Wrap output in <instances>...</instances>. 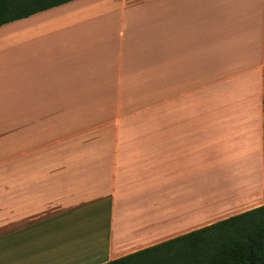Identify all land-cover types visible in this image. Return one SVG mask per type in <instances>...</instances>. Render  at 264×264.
<instances>
[{
  "label": "crops",
  "instance_id": "0c3cea01",
  "mask_svg": "<svg viewBox=\"0 0 264 264\" xmlns=\"http://www.w3.org/2000/svg\"><path fill=\"white\" fill-rule=\"evenodd\" d=\"M263 99L264 0H75L0 26V264H105L264 205ZM243 166L251 197L210 204Z\"/></svg>",
  "mask_w": 264,
  "mask_h": 264
},
{
  "label": "trees",
  "instance_id": "16d2710c",
  "mask_svg": "<svg viewBox=\"0 0 264 264\" xmlns=\"http://www.w3.org/2000/svg\"><path fill=\"white\" fill-rule=\"evenodd\" d=\"M72 1L0 0V26ZM105 264H264V205Z\"/></svg>",
  "mask_w": 264,
  "mask_h": 264
},
{
  "label": "rangeland",
  "instance_id": "374dc122",
  "mask_svg": "<svg viewBox=\"0 0 264 264\" xmlns=\"http://www.w3.org/2000/svg\"><path fill=\"white\" fill-rule=\"evenodd\" d=\"M161 104L162 103L160 100L159 105L161 106ZM140 118H145V117L140 116ZM234 170L235 172L232 173L233 175L229 173V175H226L223 178L220 177L217 180V182L212 183L210 187V191H207L208 193H206V199L212 198V199H209L210 202H212L210 204L217 203L216 205H218L217 207H219V205H221L220 203L228 197V196H224L226 194L225 192H230L229 190H234L233 192H238L240 189H237V187L243 189L242 193L245 196V198L251 197V194L253 193L252 187L254 186V179H256L254 178L255 174H252L248 171V166H243L240 168H236Z\"/></svg>",
  "mask_w": 264,
  "mask_h": 264
},
{
  "label": "bare ground",
  "instance_id": "6f19581e",
  "mask_svg": "<svg viewBox=\"0 0 264 264\" xmlns=\"http://www.w3.org/2000/svg\"><path fill=\"white\" fill-rule=\"evenodd\" d=\"M247 169V168H246ZM242 180V179H241ZM241 189V188H240ZM243 202V201H242ZM242 202H240V203H242ZM214 205V204H213ZM216 205V204H215ZM234 205H236L237 206V204H234ZM234 205H232V207L234 206ZM239 205V204H238ZM217 207V206H216ZM219 211H221V210H219Z\"/></svg>",
  "mask_w": 264,
  "mask_h": 264
}]
</instances>
